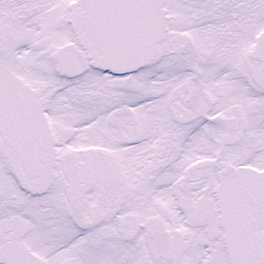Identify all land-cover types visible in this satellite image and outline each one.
I'll return each mask as SVG.
<instances>
[{
	"label": "snow or ice",
	"instance_id": "snow-or-ice-1",
	"mask_svg": "<svg viewBox=\"0 0 264 264\" xmlns=\"http://www.w3.org/2000/svg\"><path fill=\"white\" fill-rule=\"evenodd\" d=\"M0 264H264V0H0Z\"/></svg>",
	"mask_w": 264,
	"mask_h": 264
}]
</instances>
